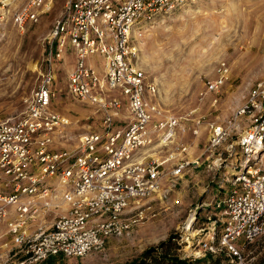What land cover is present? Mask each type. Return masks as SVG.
Listing matches in <instances>:
<instances>
[{
	"label": "built area",
	"instance_id": "2783aa9c",
	"mask_svg": "<svg viewBox=\"0 0 264 264\" xmlns=\"http://www.w3.org/2000/svg\"><path fill=\"white\" fill-rule=\"evenodd\" d=\"M187 1H66L48 36L45 69L24 99L23 113L0 123V241L11 238L16 244L19 264L82 258L110 237L127 235L152 201L165 198L173 183L198 165L177 136L198 137L204 118L187 126V119L164 110L156 84L137 66L148 26ZM52 4L0 0V22L10 19L24 32ZM68 55L74 63L66 75L67 94L95 106L102 119L99 131L79 135L74 148L61 149L70 121L51 107L56 65ZM229 75L226 63H220L215 79L205 83V94L218 93ZM122 108L126 123L118 127ZM242 117L250 123L226 149L227 157L238 149L240 160L231 180L224 181L229 188L214 202L217 214L212 219L193 212L170 239L181 260L209 263L225 253L227 264H244L237 244L251 243L264 231V77L224 124H206L204 153L206 160L213 157L208 168L224 163L217 150Z\"/></svg>",
	"mask_w": 264,
	"mask_h": 264
},
{
	"label": "rangeland",
	"instance_id": "374dc122",
	"mask_svg": "<svg viewBox=\"0 0 264 264\" xmlns=\"http://www.w3.org/2000/svg\"><path fill=\"white\" fill-rule=\"evenodd\" d=\"M67 0H53L51 10L36 24L18 31L10 19L0 22V123L19 117L24 99L37 87L45 69L48 36L55 19ZM140 44L137 66L158 89L161 107L191 126L203 117L201 133L177 136L189 147L191 161L185 174L173 183L165 198L151 202V210L137 222L130 233L110 237L101 248L82 258L57 257L43 264H126L136 260L147 249H162L189 216L217 214L214 202L229 188L240 160L238 149L227 157L226 149L249 125V119H238L237 126L217 150L225 160L218 167L204 153L206 124H224L247 99L249 91L264 77V0H188L179 8L161 14L148 26ZM98 70L99 59L94 58ZM226 63L230 75L218 93H206L205 83L215 79L220 63ZM74 59L65 56L56 65L54 88L56 98L51 109L70 121L68 141L57 148L72 149L79 135L100 130L101 113L95 106L77 101L66 92L67 71ZM61 92L58 93L57 90ZM190 114V115H189ZM189 115V116H187ZM127 111L122 108L115 125L123 127ZM168 182H164L167 188ZM222 186V188H220ZM211 204L212 206H204ZM196 210V211H195ZM50 220L47 219V221ZM244 264H264V231L251 243L237 244ZM172 253L175 246L170 243ZM22 253L11 241H0V264H19ZM227 264L225 253L216 257Z\"/></svg>",
	"mask_w": 264,
	"mask_h": 264
},
{
	"label": "trees",
	"instance_id": "16d2710c",
	"mask_svg": "<svg viewBox=\"0 0 264 264\" xmlns=\"http://www.w3.org/2000/svg\"><path fill=\"white\" fill-rule=\"evenodd\" d=\"M170 241L161 244L162 249H147L138 259L133 260L126 264H221L217 258L209 259V263L206 261L191 262L187 260L179 259L174 253L171 252L169 245ZM52 259H48L46 262L50 263Z\"/></svg>",
	"mask_w": 264,
	"mask_h": 264
}]
</instances>
